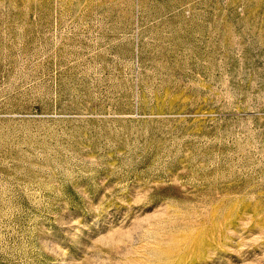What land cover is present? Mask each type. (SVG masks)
<instances>
[{
	"label": "rangeland",
	"instance_id": "374dc122",
	"mask_svg": "<svg viewBox=\"0 0 264 264\" xmlns=\"http://www.w3.org/2000/svg\"><path fill=\"white\" fill-rule=\"evenodd\" d=\"M0 264H264V0H0Z\"/></svg>",
	"mask_w": 264,
	"mask_h": 264
}]
</instances>
